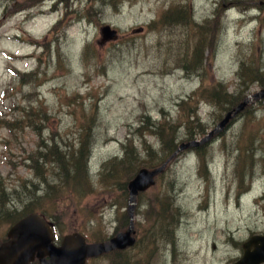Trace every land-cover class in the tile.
Instances as JSON below:
<instances>
[{
  "label": "rangeland",
  "instance_id": "obj_1",
  "mask_svg": "<svg viewBox=\"0 0 264 264\" xmlns=\"http://www.w3.org/2000/svg\"><path fill=\"white\" fill-rule=\"evenodd\" d=\"M170 7L185 10L189 23L155 27ZM105 26L118 31L115 39L104 40ZM201 28L203 69L184 70L174 55L186 33L192 39ZM88 44L93 48L84 56ZM244 66L264 75V0H0V192L18 201L14 188L26 181L43 195L55 174L47 165L31 169L33 153L52 142L69 158L91 144L82 162L88 185L60 183L45 195L41 211L61 242L74 233L89 244L107 242L129 227L128 183L141 168L160 165L164 137L154 128L164 123L178 152L138 197L135 246L87 264H236L243 245L264 235V98L207 139L229 111L196 102L193 94L216 83L232 95L262 92L249 69L240 86ZM20 74L37 80L26 84ZM183 103L190 104L186 113ZM198 147L209 151L207 172L200 171ZM123 157H138L144 167L127 173ZM104 166L120 169L117 178L105 176ZM166 198L171 211L163 234ZM16 209L3 217L0 206V244L13 226L8 218L25 206Z\"/></svg>",
  "mask_w": 264,
  "mask_h": 264
},
{
  "label": "trees",
  "instance_id": "obj_2",
  "mask_svg": "<svg viewBox=\"0 0 264 264\" xmlns=\"http://www.w3.org/2000/svg\"><path fill=\"white\" fill-rule=\"evenodd\" d=\"M186 15L187 14L185 10H182L179 7H174V8L170 7L168 11L162 14L159 21L156 22L155 27L160 25V28H163V27L166 28L168 26H172V23L175 24V23H178L179 21H182L183 23L188 24L189 22H188ZM200 30L201 31H193V33L195 34V37H192V39H190L189 37L190 33H186L185 41H184V44L181 50H178L177 54L174 55V57H176V60H177V65L179 67L184 68V70H193L195 72H198L203 69V60H204L203 50H204V47L206 46L205 44L206 34L203 28H201ZM199 38H201L200 42L194 45L192 42L194 40L195 41L198 40ZM92 48L93 47L90 44L86 45L83 51V55L87 56L90 53L89 51L92 50ZM245 67L246 66H244V69H242L240 73V77L242 79V82H240V86L245 84L243 80L244 73L246 70L249 69L251 70V73H252L251 79L254 80V82L260 80L262 84L259 81L258 82L261 84V87L263 88L264 87V75L258 71L259 67H256V68L253 67L252 69L245 68ZM19 77H21L23 80L27 78L26 84L33 83L37 80L36 78H34V75L32 74H20ZM221 87H222L221 83H216V85L214 84L203 85L202 88L197 93L193 94L194 96L193 98H195L193 100L196 102L204 100V101H207V103L210 104L211 106H215L217 110L219 108H222L225 111L231 112L234 107L239 106L242 103V101L247 97L246 92L244 90L240 91L239 93L235 95H232V94H229L227 90H225L224 92L223 91L220 92L219 89ZM183 106L185 108L184 113H186V110L188 109V107H190V104L183 103ZM22 111H25V110H22ZM184 122H186L185 124H187L186 126L188 127H189V124L192 123L190 118L185 119ZM164 127H165V124L163 123V124L156 125V127L154 128L155 130L158 129L160 134H162L164 137L163 147H162V150L160 151L163 157H162L161 162H158V165L159 164L160 165L159 166L156 165L158 167L168 162L172 158L173 154L176 153V151L178 150V146L176 145L177 143L174 140L171 139L172 143L166 140L168 138L165 136L164 129H162ZM8 128L12 132V126H8ZM202 134L203 136L207 135V133H204V131L202 132ZM189 137H192V139L194 138L192 135H189ZM202 148H205V147H198L195 150L198 154L197 156L200 161V171L207 172L210 166V158H209L210 154H209L208 149L204 150ZM262 149L264 151V147ZM54 154H56L58 158H54ZM69 155L70 156L68 158V153L62 152L61 149H59L58 146L56 144H53L52 142L51 144H43L42 147H39L33 153V156L29 158V161H30L29 167L36 171H41L42 167L43 166L45 167V165L52 167L53 172L55 174L53 183L46 186L47 189L44 190V194L42 195L39 192L43 190L38 189L36 184H34L33 187H29L27 185V182L24 181L21 186L14 188V193L17 194L20 198H18L19 199L18 201H15V202L13 201V203L5 199L6 191L3 188V190L0 192V196H1L0 200L2 201V202L0 201V206L2 210L1 216L7 217L5 215H7L8 213L9 215H13L14 214L13 212H18L17 211L18 209H16L18 205L23 204V207L25 206V211L23 212V214L19 213L16 217L8 218L13 223V225L31 213H37L44 217V214L42 213L41 209H42L44 200L47 198L45 197V195L50 191V189H54L60 183H63V185L66 183L71 188L77 187V186L88 185L89 178L87 177L86 170L84 168L85 166L82 165V162H87V159H89L91 155V144L85 143L84 146H82V148L79 151H72L69 153ZM244 155L246 156L245 153ZM149 156L151 157L152 154H150ZM80 157H82L83 159L81 158L82 159L81 160ZM84 157L86 159H84ZM123 159L124 161H127L128 163L126 164L127 166L125 167V170L127 173H131V172L135 173L141 167H144L142 166V164L144 163H142L140 158L138 157H132V158L123 157ZM151 161H152L151 162L152 164H157V163H154L155 161L154 159ZM172 161L169 163V165L172 163ZM54 165H56L57 168ZM83 171L85 172L83 173ZM119 171L120 169L117 170L116 172L112 168L107 169V166H104L103 171L101 170V172H103L105 176L109 174V177L111 178L113 177V179L117 178ZM38 179L42 180L41 178H38ZM43 179L44 181H46L45 177H43ZM20 188H24L26 192L22 194L20 192ZM166 201L168 202L167 203L165 201L162 202L163 211L160 212V215L162 214V219L164 221L165 220L168 221V223L162 224L163 234H165V231H167L169 227L168 216L165 213H167L166 212L167 210L171 211L168 209V206H166V204L170 205V200L166 198ZM9 205H12V206H10L9 208ZM6 207L9 210L6 209ZM173 211L175 213L177 212L175 208ZM172 217H174V215ZM169 238H170V235H169ZM118 252H123V251H118Z\"/></svg>",
  "mask_w": 264,
  "mask_h": 264
},
{
  "label": "water",
  "instance_id": "obj_3",
  "mask_svg": "<svg viewBox=\"0 0 264 264\" xmlns=\"http://www.w3.org/2000/svg\"><path fill=\"white\" fill-rule=\"evenodd\" d=\"M142 31L143 29L140 28L135 32ZM101 32L105 41L115 39L118 33L111 26H105ZM258 98H264V90L249 95L237 108L229 112L207 139L220 132L231 119L248 107L250 102ZM198 144V142L183 144L179 150ZM175 155L160 167L141 169L128 183L130 224L126 231L118 233L107 242L96 244H89L84 235L74 233L65 236L61 245H56L53 223L46 222V219L37 213H31L15 223L8 231L7 241L0 245V264H34L36 261L38 264H87L90 259L134 247L137 241L135 209L138 196L156 185L158 177L164 174ZM243 249L244 254L236 264H264V235L254 236L244 244Z\"/></svg>",
  "mask_w": 264,
  "mask_h": 264
},
{
  "label": "flooded vegetation",
  "instance_id": "obj_4",
  "mask_svg": "<svg viewBox=\"0 0 264 264\" xmlns=\"http://www.w3.org/2000/svg\"><path fill=\"white\" fill-rule=\"evenodd\" d=\"M54 228H55V227H54ZM55 230H56V228H55ZM7 234H8V233H7ZM56 240H57V241H56ZM5 241H7V238H6ZM5 241H4V242H5ZM55 243H56L57 245H60V244H61V241H59V238H58L57 236L55 237ZM1 244H2V243H1ZM1 244H0V245H1ZM37 262H38V261L34 262V264H37Z\"/></svg>",
  "mask_w": 264,
  "mask_h": 264
},
{
  "label": "bare ground",
  "instance_id": "obj_5",
  "mask_svg": "<svg viewBox=\"0 0 264 264\" xmlns=\"http://www.w3.org/2000/svg\"><path fill=\"white\" fill-rule=\"evenodd\" d=\"M234 8H236L237 6H233ZM253 10H255V9H253ZM140 171V170H139ZM139 197V196H138Z\"/></svg>",
  "mask_w": 264,
  "mask_h": 264
}]
</instances>
